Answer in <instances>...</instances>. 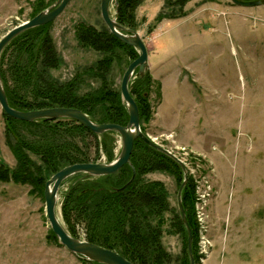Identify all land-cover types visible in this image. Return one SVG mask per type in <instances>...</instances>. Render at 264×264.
Segmentation results:
<instances>
[{"label":"rangeland","instance_id":"rangeland-1","mask_svg":"<svg viewBox=\"0 0 264 264\" xmlns=\"http://www.w3.org/2000/svg\"><path fill=\"white\" fill-rule=\"evenodd\" d=\"M55 1L0 0V39L31 19L38 2L48 9ZM203 7L208 8L198 13ZM184 9V16L160 21L156 17L164 10V0H143L135 10V30L147 48L152 80L145 134L183 162L194 185V264H264V2L240 6L231 0H190ZM189 12V21L205 14L212 17L215 32L193 30L186 20ZM110 14L115 16L113 2ZM80 23L96 29L105 26L100 0H71L47 28L62 60L50 74L59 83L81 76L77 87L82 96L103 91L104 81L94 70L103 54L79 43ZM212 38L213 45L208 43ZM13 49L7 50V58ZM129 60V53L120 52L105 71L112 89L119 88ZM183 67L187 70L180 71ZM2 112L0 107V160L14 167ZM112 135L116 157L120 138ZM82 144L90 162L101 153L96 162L106 163L92 136L88 134ZM76 176L63 180L57 193L56 213L63 226L64 194ZM92 179L105 185L104 176ZM144 179L160 181L168 191L172 211L166 214L161 242L170 254L168 264H180L183 238L169 228L177 209L176 178L152 171ZM73 224L75 238L87 241L84 222L74 219ZM49 230L43 196L32 193L29 185L0 181V264H82L48 237Z\"/></svg>","mask_w":264,"mask_h":264},{"label":"trees","instance_id":"trees-1","mask_svg":"<svg viewBox=\"0 0 264 264\" xmlns=\"http://www.w3.org/2000/svg\"><path fill=\"white\" fill-rule=\"evenodd\" d=\"M142 1L117 0L115 20L122 26L135 30V10ZM188 1L190 0H164L166 11H161L156 20L184 16L186 13L184 6ZM44 8L45 6L38 2L31 17ZM48 26L49 23L22 32L11 40L1 53V76L9 105L21 111L50 107L76 108L96 123L126 125L128 114L121 102L119 88L115 90L108 86L105 71L110 67L114 56L120 52L130 54L131 60L128 63L137 58L139 53L113 36L105 26L96 29L83 23L78 24L76 36L79 43L103 54L96 62L94 70L96 74L99 73L96 76L104 81L103 91L88 92L79 96L77 86L82 79L81 76L66 83H59L50 74V70L57 68L62 60ZM12 46L14 49L11 51V59L7 58V50ZM6 61L11 63L5 68ZM151 81V75L147 70L143 77H135L129 84L130 93L138 108L143 133L144 124L151 116L148 101ZM159 86L158 84V95ZM2 116L5 120V142L15 159V166L9 167L0 160L1 182L29 185L32 193L43 196L46 181L59 169L74 163L90 162L82 148V140L88 134L93 137L95 148L102 150L106 162L115 158L112 152L114 143L112 134H116L114 131L97 135L81 123L67 118L27 122L11 118L4 112ZM100 155L101 153H98L91 161L96 162ZM130 162L135 169L131 181L132 170L128 164L123 165L114 174L104 176L105 185L98 184L92 176L78 173L75 182L64 194L62 202L64 226L71 236L76 237L73 220L83 221L88 242L116 251L132 264H168L170 254L161 242V237L166 232L164 229L167 222L166 214L172 211L168 191L162 182L147 181L144 175L152 171L167 172L175 176L179 186L183 178L181 167L140 138L133 142ZM124 185L126 186L123 189L118 190ZM193 192L194 185L188 177L181 199L192 234V254L195 262L196 227L192 210ZM169 221L171 223L169 228L180 232L183 238V256L180 264H189L187 233L178 209ZM49 231L48 237L60 244L53 232ZM79 259L82 264H100Z\"/></svg>","mask_w":264,"mask_h":264},{"label":"water","instance_id":"water-1","mask_svg":"<svg viewBox=\"0 0 264 264\" xmlns=\"http://www.w3.org/2000/svg\"><path fill=\"white\" fill-rule=\"evenodd\" d=\"M71 0H56L52 6L48 9L40 11L31 19L19 24L8 32H6L0 39V57L3 49L8 43L22 32L45 25L52 22L57 16H59ZM234 4L240 6H253L259 5L264 0H252V1H239L231 0ZM114 3L116 6L117 0H100V14L105 26L108 30L120 41L133 47L139 53L137 58L131 61L125 68L119 85L120 98L122 104L125 106L128 114V122L126 125H120L115 123H96L92 121L86 114L76 108L70 107H50L29 111H21L14 109L8 103L4 84L1 76L0 67V107L1 110L11 118L22 121H35L39 119H59L68 118L75 120L93 133L101 135L107 131H114L120 138V151L118 155L110 162H83L74 163L62 167L55 172L45 183L43 199L45 204V215L49 223V227L53 234L57 237L60 245H62L70 253L76 255L79 258L86 259L88 261L100 263V264H132L125 257L117 253L116 251L102 247L100 245L88 242L86 240H80L71 236L64 228L62 222L57 215V193L63 180L74 174L83 173L87 176H106L117 172L123 165L128 164L132 170V177L134 178L135 169L130 162V156L133 149V142L135 139L140 138L147 145L153 149L163 153L177 162L182 170L183 178L177 190V209L180 213L182 223L187 233V251L189 257V264H194V258L192 254V234L187 222L185 211L182 205L181 194L184 186L187 183V171L183 162L178 159L174 154L165 149L164 147L155 143L148 135L142 132L139 122V113L137 105L132 97L129 89V84L134 77H143L148 70V52L147 48L136 32V30L126 28L119 24L114 17L110 14V4ZM118 189L121 190L125 187Z\"/></svg>","mask_w":264,"mask_h":264},{"label":"crops","instance_id":"crops-1","mask_svg":"<svg viewBox=\"0 0 264 264\" xmlns=\"http://www.w3.org/2000/svg\"><path fill=\"white\" fill-rule=\"evenodd\" d=\"M206 8H208V7H203L201 10H198L197 12L198 13H200L203 9L205 10ZM214 9V7H211V9ZM202 13V12H201ZM191 15L192 14H190V12H189V14L186 16V20L189 22V24H190V26L192 27V29L193 30H195L197 33H202V32H204V31H207V30H211L210 32L211 33H213V32H215V28H214V20L213 19H211L212 17H209V16H207L206 14H205V16L204 15H202L203 16V18H199L198 16H196L197 18H199V19H197V21H195L194 19H196V18H194L193 20H188V19H190L191 18ZM194 15V14H193ZM184 21V20H183ZM191 22V23H190ZM199 22V23H198ZM200 23H203V25H202V27H201V24ZM208 43H210L211 45H213V44H215V39L214 38H212V39H208ZM149 68V67H148ZM181 69V68H180ZM179 70V69H178ZM182 70H187V69H185V67H183L180 71H182ZM180 71L178 72V73H180ZM161 89H162V87H161ZM161 95H162V92H161ZM76 256V255H75Z\"/></svg>","mask_w":264,"mask_h":264}]
</instances>
